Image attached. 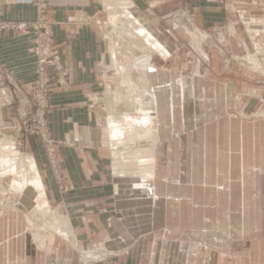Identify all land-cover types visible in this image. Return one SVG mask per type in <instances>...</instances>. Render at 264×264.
Listing matches in <instances>:
<instances>
[{"label":"crops","instance_id":"crops-1","mask_svg":"<svg viewBox=\"0 0 264 264\" xmlns=\"http://www.w3.org/2000/svg\"><path fill=\"white\" fill-rule=\"evenodd\" d=\"M45 1L46 18L56 23L63 25L77 15L97 17L102 25L104 6L94 0ZM128 4L130 15L146 27L138 31L146 36V45L153 42L151 32L160 35L169 19L184 10L195 11L197 22L207 28L227 19L218 5L206 1L129 0ZM37 11L28 0H0V17L6 21H32ZM57 34L64 41L63 58L75 84L52 99L58 108L52 115L53 134L73 142L62 147V165L72 191L63 196L54 190L51 197L58 207L54 216L57 230L76 239L79 250L100 242L115 250L121 243L127 250L93 264H202L186 256V244L193 241L189 237L205 241L213 232L219 234V229L232 232L237 226L235 209L242 212L239 218L264 220V121L251 123L225 114L229 95L224 91L231 94L233 84L222 86L225 89L220 86L206 103L196 82L182 78L176 87L170 79L164 87L149 90L150 75L147 89L154 98L151 106H156L157 117L144 116V126L139 127L134 118L128 140H142L137 131L143 129L145 139L154 143L137 144L124 152L118 146L123 138L121 123L117 126L115 121L111 131H103L88 112L95 63L109 58L104 34L97 31L95 21L79 27L73 38L65 39L63 30ZM23 42L4 39L1 57L10 59L9 54L15 52L12 57L25 75L31 59ZM180 132H186L185 175L180 184H173L170 181L180 177L182 166ZM156 141L166 150L165 158L155 154ZM32 173L37 180L34 168ZM39 184L43 187L41 181ZM43 194L41 191V200ZM3 223L0 221V264H85L79 250L64 238L47 234L44 241L38 231L28 233L20 217ZM246 233L250 234L244 230Z\"/></svg>","mask_w":264,"mask_h":264},{"label":"rangeland","instance_id":"rangeland-1","mask_svg":"<svg viewBox=\"0 0 264 264\" xmlns=\"http://www.w3.org/2000/svg\"><path fill=\"white\" fill-rule=\"evenodd\" d=\"M28 1L38 8L35 20L6 21L0 17V221L3 224L7 225L11 217L16 220L20 217L28 233L38 231L44 241L47 234H52L73 243L79 250L76 239L58 232L54 220L58 207L51 199L54 190L63 196L72 191L62 165V147L73 142L58 139L52 131V115L58 110L52 102L53 95L75 85L63 58L64 41L60 40L59 31L67 33L65 39L73 38L79 27L95 21L97 31L104 34L109 58L95 63L94 80L89 82L94 89L88 94V112L103 131H111L115 121L117 126L121 123L123 138L118 146L124 152L137 144L154 143L145 139L143 129L137 131L142 140L131 143L128 138L136 124L134 118H138L139 127L144 116L157 117L156 106H151L154 98L148 89L164 87L170 79L176 87L182 78L196 82L206 103L213 100L222 86L233 84L231 94L224 91L229 95L225 114L251 123L264 121V0H192L215 3L227 15L226 21L216 27H203L197 22L195 11L184 10L169 19L166 27L160 29V35L150 31L154 39L148 46L144 42L146 36L138 33L146 27L130 15L129 0H94L104 6L100 16L102 25H98L97 17L77 15L75 20L61 25L46 18L45 0L39 4ZM118 7L122 8L119 13ZM133 20L140 26H135ZM21 23H28L27 32L17 28ZM255 31L256 35L252 33ZM7 37L24 41L22 46L31 59L25 75L12 57L15 52L9 54L11 60L1 57L3 40ZM114 49L118 66L112 58ZM145 55L152 56L159 70L149 77V88L147 79L142 81L140 69L134 66L135 59ZM148 126L150 129L151 122ZM180 133L177 137L182 139V166L180 177L171 179L173 184H180L185 175L186 132ZM158 144L156 141L155 154L165 158L167 152ZM33 168L37 180L33 179ZM40 181L43 187L38 186ZM241 213L235 209L237 226L232 232L219 229V234L213 232L205 241L189 237L193 241L186 244L188 260L202 264H264V220L248 221L239 218ZM244 230L250 234L244 235ZM119 246L115 250L100 242L90 249H80L78 254L85 264H93L127 252L121 243Z\"/></svg>","mask_w":264,"mask_h":264},{"label":"bare ground","instance_id":"bare-ground-1","mask_svg":"<svg viewBox=\"0 0 264 264\" xmlns=\"http://www.w3.org/2000/svg\"><path fill=\"white\" fill-rule=\"evenodd\" d=\"M127 31V30H126ZM128 32V31H127ZM253 34L255 33L256 35V31L252 32ZM259 33V32H258ZM254 35V36H255ZM260 35V34H259ZM148 46V45H147ZM112 58L113 61L116 62V65L118 66V57H117V51L114 49V52L112 54ZM248 59V58H247ZM152 56L150 55H145L142 56L140 58L135 59L134 61V66L139 68L142 74V81H146L147 77H149L150 75H155L157 73V68L156 66L153 64L152 61ZM253 60V59H252ZM257 60V59H256ZM248 61V60H247ZM254 63V62H253ZM250 64V63H249ZM262 64V63H261ZM254 65V64H253ZM255 66V65H254ZM264 67V66H263ZM253 68V67H252ZM258 68V67H257ZM120 69H124L123 66L120 67ZM261 70V68H260ZM264 70V69H263ZM124 72V70H121ZM120 71V72H121ZM126 81V80H125ZM133 86V83L131 84ZM135 87V86H134ZM148 93V92H147ZM146 136V135H145ZM141 137V136H140ZM155 141V140H154Z\"/></svg>","mask_w":264,"mask_h":264},{"label":"built area","instance_id":"built-area-1","mask_svg":"<svg viewBox=\"0 0 264 264\" xmlns=\"http://www.w3.org/2000/svg\"><path fill=\"white\" fill-rule=\"evenodd\" d=\"M38 1V4L40 2V0H31V2H37ZM18 29H20L22 32H27L28 31V28H29V25L28 23H21L20 25L17 26Z\"/></svg>","mask_w":264,"mask_h":264}]
</instances>
